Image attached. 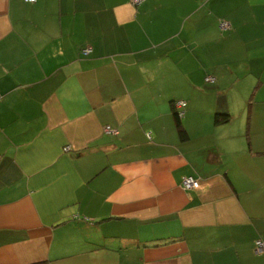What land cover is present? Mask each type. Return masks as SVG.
Masks as SVG:
<instances>
[{"label": "crops", "instance_id": "obj_1", "mask_svg": "<svg viewBox=\"0 0 264 264\" xmlns=\"http://www.w3.org/2000/svg\"><path fill=\"white\" fill-rule=\"evenodd\" d=\"M257 241L264 0H0V264H264Z\"/></svg>", "mask_w": 264, "mask_h": 264}, {"label": "trees", "instance_id": "obj_2", "mask_svg": "<svg viewBox=\"0 0 264 264\" xmlns=\"http://www.w3.org/2000/svg\"><path fill=\"white\" fill-rule=\"evenodd\" d=\"M226 23L228 25V22H226L225 20H220L219 21V29L220 31H225L229 29V25L227 28H222L221 25ZM210 79L209 81L207 79ZM214 79L210 76L205 78V82H212ZM182 102V101H180ZM176 103L177 102H173L172 103V108H173V116L176 122V128H177V132H178V136L181 140L186 138V133L182 127V123H181V118L183 117V110L186 107V103H185V107H183L182 109H178L176 107ZM229 120V116L225 115V114H216L214 117V122L215 124H225L226 122H228ZM147 138H150L149 133L146 134ZM188 177H192V176H188ZM194 180H196L194 177H192Z\"/></svg>", "mask_w": 264, "mask_h": 264}, {"label": "built area", "instance_id": "obj_3", "mask_svg": "<svg viewBox=\"0 0 264 264\" xmlns=\"http://www.w3.org/2000/svg\"><path fill=\"white\" fill-rule=\"evenodd\" d=\"M26 3H35L36 1L38 0H24ZM141 2V0H133V3H139ZM222 28H227L228 25L226 23L222 24L221 25ZM89 49H83L82 50V53L84 55H87L89 53ZM208 81L210 80L209 78L207 79ZM176 107L178 109H182L183 107H185V103L184 102H177L176 103ZM105 132L108 133V134H113V135H116L117 132L115 130H112L111 128L109 127H106L105 129ZM64 151H68V147H65L64 148ZM198 181L197 180H194L192 177H185L183 180H182V187L184 190H192V189H197L198 188ZM255 251L258 252V253H261V252H264V244L261 242V241H257L255 243Z\"/></svg>", "mask_w": 264, "mask_h": 264}]
</instances>
